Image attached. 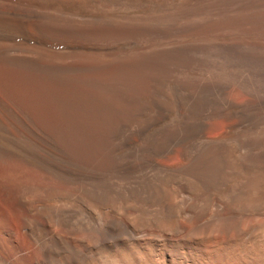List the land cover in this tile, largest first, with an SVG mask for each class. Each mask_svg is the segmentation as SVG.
I'll list each match as a JSON object with an SVG mask.
<instances>
[{
	"label": "bare ground",
	"instance_id": "6f19581e",
	"mask_svg": "<svg viewBox=\"0 0 264 264\" xmlns=\"http://www.w3.org/2000/svg\"><path fill=\"white\" fill-rule=\"evenodd\" d=\"M0 168L20 264H264V0H0Z\"/></svg>",
	"mask_w": 264,
	"mask_h": 264
},
{
	"label": "rangeland",
	"instance_id": "374dc122",
	"mask_svg": "<svg viewBox=\"0 0 264 264\" xmlns=\"http://www.w3.org/2000/svg\"><path fill=\"white\" fill-rule=\"evenodd\" d=\"M249 66H247V68H248ZM246 68V67H245ZM6 170V169H5ZM1 171H4V168H0V172ZM6 179V180H5ZM4 180H3V182L5 183V181H6V185H4V183L2 184V183H0V198H6V199H9V197H13V196H16V191H17V193H18V190H17V188H18V186L15 188L14 187V185L16 186V184L18 183V181L16 180L15 181V179L13 178V179H11L10 180V177L7 179V178H5ZM12 180H13V182H12ZM7 181H9V183L7 182ZM13 183V184H12ZM14 183H16V184H14ZM2 186H5V189H4V187H2ZM13 187H14V190H13ZM3 188V189H2ZM2 190V191H1ZM13 190V191H12ZM7 191V192H6ZM12 191V192H11ZM1 192H4V193H1ZM6 192V193H5ZM11 192V193H10ZM15 192V193H14ZM8 193H10V194H8ZM13 195V196H12ZM13 198H15V197H13ZM1 225H4L3 223L2 224H0V226ZM2 231H0V233H1ZM15 237L19 240V242H21L22 243V239H21V236H20V234L18 233V232H16L15 234ZM2 235L0 234V239H2V241H3V236L1 237ZM2 241L0 240V258H4V259H6V260H9L10 262H12L13 264H20L19 263V261L16 259V257L14 256V255H11V254H9L8 253V251L6 250V248H5V246H4V244L2 243ZM2 243V244H1ZM4 246V247H3Z\"/></svg>",
	"mask_w": 264,
	"mask_h": 264
}]
</instances>
